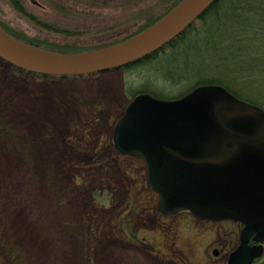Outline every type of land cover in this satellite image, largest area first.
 <instances>
[{"label":"rangeland","instance_id":"374dc122","mask_svg":"<svg viewBox=\"0 0 264 264\" xmlns=\"http://www.w3.org/2000/svg\"><path fill=\"white\" fill-rule=\"evenodd\" d=\"M21 1L25 13L0 0L11 32L88 47L132 33L176 0ZM191 36L201 41L188 56L185 45L88 78H38L0 60V264L226 263L227 250H213L238 243V225L159 214L144 164L112 141L134 94L172 99L229 73L223 54L202 43L211 36Z\"/></svg>","mask_w":264,"mask_h":264},{"label":"water","instance_id":"95a60500","mask_svg":"<svg viewBox=\"0 0 264 264\" xmlns=\"http://www.w3.org/2000/svg\"><path fill=\"white\" fill-rule=\"evenodd\" d=\"M217 0H181L163 17L118 43L80 53L27 45L0 24V58L45 75H84L119 69L152 54L182 33ZM43 52L50 57L39 55ZM227 110L245 120L224 121ZM112 141L146 161V180L163 214L243 223L225 264H252L264 255V110L219 84H201L175 99L138 93L115 124ZM195 167V170H193ZM208 167H216L213 178ZM250 238L255 244L250 245Z\"/></svg>","mask_w":264,"mask_h":264},{"label":"trees","instance_id":"16d2710c","mask_svg":"<svg viewBox=\"0 0 264 264\" xmlns=\"http://www.w3.org/2000/svg\"><path fill=\"white\" fill-rule=\"evenodd\" d=\"M180 1L181 0H176L173 2V4L166 6L159 14L153 16L151 20L146 22L143 27L133 31L130 34H127L120 39L109 40L88 47L76 45L71 46L68 44L63 46L55 44L54 47L41 46L36 40H29L27 39V36H22L21 34H15L14 32H11L1 20L0 24L12 37L27 45L55 53H80L118 43L141 32L156 22L158 19L163 17ZM9 2L17 11L25 13L24 5L21 0H9ZM149 9L150 7L141 9V16H143L145 13H149ZM199 33L204 37L211 36L208 43H206V39L203 40L202 43L206 47H211L214 51L221 52L223 54L220 60L229 67V73H226L224 77L221 76L220 79L209 78L195 81L193 86L181 93L180 96L201 84H219L224 86L235 96L252 104H256L264 110V0H217L212 5H210L209 8L206 9L195 21H193L182 33L173 38L159 50L136 61L135 63L125 65L120 69H129L135 65L147 64L150 61L157 60L163 52L168 50L173 51L178 47L185 45V50L183 49V51H181L182 53H179L186 54L188 56V52L196 49V42L201 41L199 35L193 42L191 39V34ZM65 35L70 36V34ZM189 44L193 45V47L190 45L187 48ZM0 60L15 71L36 76L38 78H88L97 76L100 73L94 72L77 76L45 75L20 69L7 63L1 58ZM152 95L158 98H163L154 92ZM257 260H260V258ZM257 260L255 262H257Z\"/></svg>","mask_w":264,"mask_h":264},{"label":"flooded vegetation","instance_id":"af4514ba","mask_svg":"<svg viewBox=\"0 0 264 264\" xmlns=\"http://www.w3.org/2000/svg\"><path fill=\"white\" fill-rule=\"evenodd\" d=\"M100 73H103V72H100ZM69 78H72V77H69ZM233 94V93H232ZM239 98V97H238ZM241 99V98H240ZM250 103V102H249ZM241 112H239V111H237V110H227L226 112H225V115H224V121L225 122H230V121H232V120H236V119H240V120H245V119H248V115H245L244 114V116H241ZM129 156H131V155H129ZM132 158H138L143 164H144V167H145V169H146V161L144 160V159H142L141 157H136V156H131ZM216 167H214V168H211V167H208V170H210V172H211V175H212V177L213 178H216L217 177V175H218V172L216 171V169H215ZM193 170H195V167H193ZM147 181V180H146ZM157 194V193H156ZM158 194H157V196H153V199H155L156 201H157V203H158ZM156 206H157V211L159 212V214H162V215H171V214H163V213H161L160 211H159V209H158V205L156 204ZM180 212H187V211H178V212H176V213H180ZM176 213H172V214H176ZM189 213V212H188ZM190 214V213H189ZM191 215V214H190ZM192 216V215H191ZM212 222H227L226 224L228 225V222H235L237 225H238V228L240 229V231H241V229L243 228V223H241V222H238V221H234V220H231V219H224V220H221V221H212ZM225 225V224H224ZM239 234H240V232H239ZM238 243H239V235H238ZM238 243L236 242V243H234L233 242V240H229V242H227V245H225V248H223V249H214L213 250V254L215 255V256H220L224 251H225V249L227 250V251H225L226 252V260H227V258H228V255H229V253L231 252V251H233L237 246H238ZM250 245H253V244H255V242L250 238V240H249V242H248ZM259 259V258H258ZM257 260V259H256ZM255 260V261H256ZM255 261L252 263V264H254L255 263Z\"/></svg>","mask_w":264,"mask_h":264},{"label":"bare ground","instance_id":"6f19581e","mask_svg":"<svg viewBox=\"0 0 264 264\" xmlns=\"http://www.w3.org/2000/svg\"><path fill=\"white\" fill-rule=\"evenodd\" d=\"M36 53L39 54V55H43V56L50 57L49 55H47V54H45V53H43V52H40V51H36Z\"/></svg>","mask_w":264,"mask_h":264}]
</instances>
